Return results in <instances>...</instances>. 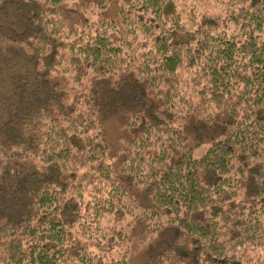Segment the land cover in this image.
I'll return each instance as SVG.
<instances>
[{
  "label": "trees",
  "instance_id": "obj_1",
  "mask_svg": "<svg viewBox=\"0 0 264 264\" xmlns=\"http://www.w3.org/2000/svg\"><path fill=\"white\" fill-rule=\"evenodd\" d=\"M198 1L0 0V264H264V0Z\"/></svg>",
  "mask_w": 264,
  "mask_h": 264
},
{
  "label": "rangeland",
  "instance_id": "obj_2",
  "mask_svg": "<svg viewBox=\"0 0 264 264\" xmlns=\"http://www.w3.org/2000/svg\"><path fill=\"white\" fill-rule=\"evenodd\" d=\"M198 5L200 8H203V12H215L213 8H217V12L219 11V6L217 3L213 1L211 3H207L206 0L198 1ZM206 7V8H205ZM209 7V8H208ZM222 9H226V5H222ZM116 7L113 6L112 10L109 13V16L115 17ZM128 113L125 110H121L118 113L108 117L105 121L106 128V140L108 145L110 146L111 153L114 157H120L123 153V145L125 139L128 137V130L125 126V119L127 118ZM176 127L181 128L187 140L192 142L195 141L198 136L204 137L206 133L201 127L200 120L192 118L188 120H177L175 123ZM209 144L211 142H208ZM209 144L205 146L199 147L195 149V153L197 157H200L206 151ZM129 220L123 222V226L126 229ZM133 251V264H144L148 260V252L145 246H141L139 244H135L132 248Z\"/></svg>",
  "mask_w": 264,
  "mask_h": 264
}]
</instances>
